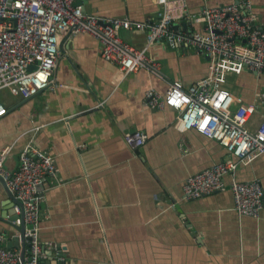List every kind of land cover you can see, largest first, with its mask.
Segmentation results:
<instances>
[{
    "label": "crops",
    "instance_id": "crops-1",
    "mask_svg": "<svg viewBox=\"0 0 264 264\" xmlns=\"http://www.w3.org/2000/svg\"><path fill=\"white\" fill-rule=\"evenodd\" d=\"M191 13L205 5L237 0H186ZM264 28V0H252ZM85 10L103 16L145 20L157 15V0H83ZM182 25L202 31L194 19ZM137 49L147 45L139 30L122 31ZM62 56L56 82L31 98L0 91L8 113L0 118V148L17 170L22 151L36 146L53 156L61 182L41 187L42 264H264V209L261 218L242 216L229 188L199 199H185L183 184L192 174L229 157L226 147L196 130H181L177 111L151 108L146 92L165 93L169 83L190 86L208 73L209 59L193 48L157 41L148 50L161 68L124 74L102 57L90 34L60 36ZM226 88L264 116V74L244 70L227 75ZM238 105L235 102L234 107ZM146 130L150 140L133 149L124 135ZM241 180L259 178L264 189V156L238 171ZM230 180V178H227ZM16 205L0 182V233L5 246L20 228ZM14 242L11 247L10 244ZM63 257L64 261L60 258Z\"/></svg>",
    "mask_w": 264,
    "mask_h": 264
},
{
    "label": "built area",
    "instance_id": "built-area-1",
    "mask_svg": "<svg viewBox=\"0 0 264 264\" xmlns=\"http://www.w3.org/2000/svg\"><path fill=\"white\" fill-rule=\"evenodd\" d=\"M78 1L0 0V91L7 89L13 95L31 98L55 84L62 56V33L71 38L83 33L94 36L102 45V57L124 74L144 67L162 76L160 64L147 53L157 41H167L172 48H193L209 59L205 77L187 87L181 80L171 81L165 93L154 88L146 92L151 108L170 107L177 111L181 130H196L215 139L229 152L224 161L185 180V199L195 200L229 188L240 215L261 218L262 181L241 180L238 171L264 156V116L253 129L250 123L257 105L243 103L225 86L230 72L249 70L264 74V28L258 22L253 1L205 5L193 14L186 0H157V15L145 20L89 13ZM188 18L201 23L203 30L183 26L182 21ZM127 30L144 32L146 47L137 49L128 43L121 35ZM7 113L0 98V118ZM124 139L129 147L138 149L149 142L150 134L139 129L125 134ZM10 153V146L0 148V176L21 202L15 209L18 215L24 214L26 223L25 264H42L45 244L41 238V187L48 178L53 179L52 184L61 182L59 168L48 152L29 145L20 155L17 170L10 171L6 167ZM22 222L18 218L13 225L19 229ZM5 242L6 235L0 233V264H21V248H8ZM60 259L64 261L63 257Z\"/></svg>",
    "mask_w": 264,
    "mask_h": 264
},
{
    "label": "water",
    "instance_id": "water-1",
    "mask_svg": "<svg viewBox=\"0 0 264 264\" xmlns=\"http://www.w3.org/2000/svg\"><path fill=\"white\" fill-rule=\"evenodd\" d=\"M238 2V0H237ZM83 1L80 0L77 2V4H82ZM0 182L4 185L6 191H7V194L10 196V198L13 200L14 204L15 205H21V202L16 199V197L14 196V194L11 192V190L8 188L5 180L0 176ZM17 218H21L23 220V223H22V226L20 227V233H21V237L19 239H17L15 241V245H19L17 243V241H20L19 243H21V246H22V253H21V264H25V255H26V249L28 248V244L26 242V237H25V230H26V224L24 222V214H21L20 216L19 215H16L15 216V219ZM14 245V242H12L10 244V246L12 247Z\"/></svg>",
    "mask_w": 264,
    "mask_h": 264
},
{
    "label": "bare ground",
    "instance_id": "bare-ground-1",
    "mask_svg": "<svg viewBox=\"0 0 264 264\" xmlns=\"http://www.w3.org/2000/svg\"><path fill=\"white\" fill-rule=\"evenodd\" d=\"M17 199V198H16ZM17 206V205H16ZM20 206V205H19ZM18 215V214H17ZM20 216V215H19ZM18 219V218H17ZM14 220H16V219H14ZM23 221V220H22ZM23 223V222H22ZM26 224V223H25ZM22 226V225H21ZM20 226V227H21ZM21 248V250H22V246L20 247ZM27 250V249H26ZM26 256V255H25Z\"/></svg>",
    "mask_w": 264,
    "mask_h": 264
},
{
    "label": "rangeland",
    "instance_id": "rangeland-1",
    "mask_svg": "<svg viewBox=\"0 0 264 264\" xmlns=\"http://www.w3.org/2000/svg\"><path fill=\"white\" fill-rule=\"evenodd\" d=\"M83 1V0H82ZM158 3V2H157Z\"/></svg>",
    "mask_w": 264,
    "mask_h": 264
}]
</instances>
